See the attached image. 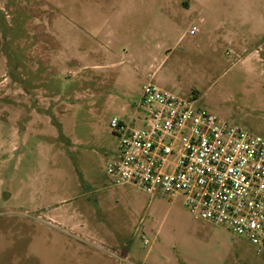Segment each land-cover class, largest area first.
<instances>
[{
	"label": "rangeland",
	"instance_id": "1",
	"mask_svg": "<svg viewBox=\"0 0 264 264\" xmlns=\"http://www.w3.org/2000/svg\"><path fill=\"white\" fill-rule=\"evenodd\" d=\"M261 43L264 0H0V264H264L106 174L149 81L264 138Z\"/></svg>",
	"mask_w": 264,
	"mask_h": 264
},
{
	"label": "built area",
	"instance_id": "2",
	"mask_svg": "<svg viewBox=\"0 0 264 264\" xmlns=\"http://www.w3.org/2000/svg\"><path fill=\"white\" fill-rule=\"evenodd\" d=\"M110 126L118 137L106 167L111 185L181 195L194 219L226 227L264 255V138L150 81L131 125L113 118Z\"/></svg>",
	"mask_w": 264,
	"mask_h": 264
},
{
	"label": "crops",
	"instance_id": "3",
	"mask_svg": "<svg viewBox=\"0 0 264 264\" xmlns=\"http://www.w3.org/2000/svg\"><path fill=\"white\" fill-rule=\"evenodd\" d=\"M264 43H261L259 46H258V50H255L254 51V56H256L258 59H257V62L259 63H262L264 62ZM244 50V49H243ZM151 79V77H150Z\"/></svg>",
	"mask_w": 264,
	"mask_h": 264
},
{
	"label": "water",
	"instance_id": "4",
	"mask_svg": "<svg viewBox=\"0 0 264 264\" xmlns=\"http://www.w3.org/2000/svg\"><path fill=\"white\" fill-rule=\"evenodd\" d=\"M92 200H95V198L93 197Z\"/></svg>",
	"mask_w": 264,
	"mask_h": 264
}]
</instances>
